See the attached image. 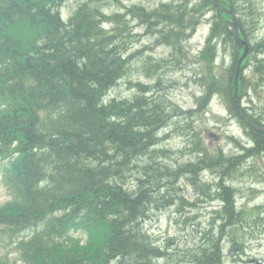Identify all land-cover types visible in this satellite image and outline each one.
<instances>
[{"label":"trees","instance_id":"16d2710c","mask_svg":"<svg viewBox=\"0 0 264 264\" xmlns=\"http://www.w3.org/2000/svg\"><path fill=\"white\" fill-rule=\"evenodd\" d=\"M67 1L0 0V157L12 196L0 205V246L9 249L0 252V264H224L223 234L240 242L252 228L264 229V204L240 206L236 187L224 180L240 169L246 151L264 147V134L252 133L256 147L236 143V155L212 151L199 132H191L195 158L178 165L161 146L175 115L205 112L217 94L236 113L233 72L227 77L216 66L222 19L214 14L206 43L193 56L192 78L204 87L196 108L184 110L163 92H143L141 81L136 82L141 91L130 97L110 94L133 64L128 47L138 35L128 15L147 27L163 26L158 41L172 48L173 64L187 55L185 43L198 16L207 7L216 11L217 0H174L155 8L134 4L114 13L105 8L110 0H76L64 17ZM225 33L226 41L233 39L232 30ZM233 47L239 53L240 46ZM252 47L246 62L261 58L256 43ZM162 64L151 61L150 76ZM252 68L257 90L264 87V59ZM244 85L239 98L247 96ZM204 168L218 171V181L206 182L199 173ZM183 176L222 200L200 235L186 249L172 251L144 223L154 204L180 192L176 182Z\"/></svg>","mask_w":264,"mask_h":264},{"label":"rangeland","instance_id":"374dc122","mask_svg":"<svg viewBox=\"0 0 264 264\" xmlns=\"http://www.w3.org/2000/svg\"><path fill=\"white\" fill-rule=\"evenodd\" d=\"M169 1L174 0H110L105 8L107 11H110V13H114L116 11H127L128 8L134 4H143L148 8H155L160 5L161 2ZM76 4V0H68L66 2L63 7V14L65 17L73 12ZM240 10L242 11V15L240 16L241 23L248 31H252L251 34L254 36L253 39L256 40L263 38L264 0H241ZM215 13V10H210L208 7L204 8L203 14L198 16V22L195 24L194 31L190 30L191 36L187 38L185 43V45L188 46V51L187 55L183 54V61L174 67L162 68L157 74L152 73V76H150V71L154 68L150 65V62H155L156 60L160 61L162 58L168 56L175 58L171 52L172 48L167 45V42L162 40V43H159L158 41V37L162 36V31L160 29L163 26H161V24L153 23L152 26L148 25L147 27L140 18L134 17L133 14L128 15L132 30L138 35V37H136L137 40H134L131 46L129 45L128 47V53L132 54L134 57L132 58L133 64L130 73L120 80L118 83L119 85L117 84L115 88L111 90V96H118V98L130 97L134 93L141 91L140 87L136 85V82L141 81L146 84L143 92L148 91L152 93L153 91L156 92V95L163 92L168 99L172 100L174 105H178L184 110L196 108L198 106L197 98L203 94L204 87L198 83L195 78H192L194 76L191 71H193V65L195 64L193 62V56L198 55L200 53L199 49H201L206 43L210 27L214 21ZM221 19V32H225L228 29L229 22L227 21V18L222 17ZM229 27L233 26L230 25ZM256 29L258 30L256 31ZM224 38L225 37L222 39ZM233 48L234 47L229 44V41L226 40L225 45H221V50L219 51V56L216 61L219 73L226 74L225 71H227V67H237L239 55L243 50L241 51L240 49L239 53H237ZM184 55H186V58ZM256 55L261 58H253L250 62H246V69L252 64L257 66V61L264 59V50H257ZM175 62L178 61L175 60ZM148 64L151 66L150 69L148 68ZM249 75H251V73L246 72L243 75V81L250 83L248 79ZM230 76L231 72L227 74V77ZM233 76H235L234 72ZM158 77H161L160 81ZM238 80L241 81L240 78ZM247 89L249 91V87ZM258 90V88L257 90H252L253 101L249 103L256 107L253 112L260 113L263 106L259 103L260 101H264V97H254L258 96ZM213 97L212 101L208 103L209 107L205 112L195 109L196 111H194L191 116H189L188 113L183 114L182 116L175 115L170 120L173 124L170 125L169 123L166 130L164 128L162 137H167L163 140L161 146L169 148L170 157L179 158V163L187 162L191 160V158H194L191 150L194 143L193 140L190 139V133L194 131L199 132L204 143H206L212 151L222 148L227 153L239 155L240 148L238 145L235 147L230 142V138L227 137L228 134L237 135L243 141H247V134H243V132H246L247 128L243 125L242 132L236 120L233 119V114L228 110L222 95L217 94ZM250 99V97H246L245 101L248 102ZM205 105L206 104L202 106ZM210 131L220 134L222 138L219 141H215L213 137L210 138L208 136ZM250 154H252V151H246L245 161L239 165L240 169L236 170L233 176L224 179L225 182L236 187L237 199L239 205L242 207L264 204V183H261V181H264V176L258 177L255 175L256 170H261L264 175V162L263 160L258 161L261 156L258 155L253 158V156H249ZM3 161L4 160L0 157V205H5L12 201L11 193L4 183ZM178 162L173 160L172 164L178 165ZM253 164L256 167L255 169L252 168ZM186 178L188 179L185 180L187 182V187L180 177L178 182H176V186L177 183L181 182L179 185L182 190H180V193L178 192L174 195L175 200L170 199L169 195L166 196V198L170 199V202L168 200L166 202L163 201L159 205L154 204L144 223V229L149 231L154 238H157L159 244L172 249V251L178 247L186 249L192 240L200 235L198 230L202 227H207L213 221V210L221 204V201L217 198L213 200L202 193H196L194 185L189 182L190 177L186 176ZM202 178L207 182H212V184L218 181L216 175L214 177L211 171L204 173ZM170 193L171 192L168 194ZM211 193H213V191ZM201 196L203 197L201 198ZM198 197L201 199H198ZM184 199L186 201H184ZM179 202H182L183 206ZM191 204H195V206H192ZM257 213L258 212H256V214ZM244 225L247 226V221H244ZM235 238L238 239L239 237ZM224 239L225 238L222 239L221 243L223 245L224 242V250L227 253V256L225 257V259L227 258L226 264H242L232 259L229 254L230 248H232V245H230L231 241ZM249 240L250 235L248 239L245 238L248 246ZM8 250L9 249L0 246V252H7Z\"/></svg>","mask_w":264,"mask_h":264},{"label":"flooded vegetation","instance_id":"af4514ba","mask_svg":"<svg viewBox=\"0 0 264 264\" xmlns=\"http://www.w3.org/2000/svg\"><path fill=\"white\" fill-rule=\"evenodd\" d=\"M240 4H241V0H235L232 2L228 1V0H222L220 2V7H219L220 19H221V15H223L224 13H228L229 15L231 14V12L229 11V8L232 9L234 14L239 18L242 15L241 14L242 11L240 10ZM230 17L232 18V14L230 15ZM228 25L230 26V23ZM229 26H228V29L233 31V29H231V27H229ZM245 28L246 27L241 26L240 22H239V31L241 34L240 38L249 42L250 46H252L254 43H256V45H260V43H258L257 40H254L253 39L254 37L251 36V31H248L247 28L246 29ZM225 36H226L225 32L224 31L221 32L220 42L222 45H225V40L222 39ZM228 38L230 39L229 44H231L232 46H235V44H236L237 46L238 45L240 46V49H242V47H244V43L241 39L236 40L234 38V32H233V39L230 36ZM263 39H264V37H263ZM261 44L264 45V43H261ZM244 68H245V65H244ZM245 99H246L245 96H241L240 102L244 101V105H243V107H241L242 113L236 114V116H234V117L237 121L238 120L241 121L243 119V121H246V123L249 125V127L248 126L246 127L247 129H246L245 134L248 135V137H249L248 141L252 142L251 143L252 146H255L256 143L254 141L253 134L255 135L256 131H260L264 134V127H256L257 125L258 126L264 125V116L261 118L259 116L260 113L253 112L254 108H256V107L251 105L249 102H246ZM261 111L264 112V106L261 109ZM248 119H250L252 121L255 120L257 122V123H255L256 126H254L253 124H250L248 122ZM252 150H253V152H252V154H250V156H253V158L257 157L258 155L261 157L264 156V152H261L258 149L254 150L253 148H252ZM262 151H264V150H262ZM263 162H264V160H263ZM252 168L253 169L256 168L254 164H253ZM261 222H264V221H261ZM231 243H234V245H235V243H237V242L232 240ZM233 249H235V251H236L234 254V258H235L236 262H238V263H242V264H264V250H263L264 249V229L252 228V232H250L249 246L247 245L246 242L240 241L239 244H236V248H233Z\"/></svg>","mask_w":264,"mask_h":264},{"label":"bare ground","instance_id":"6f19581e","mask_svg":"<svg viewBox=\"0 0 264 264\" xmlns=\"http://www.w3.org/2000/svg\"><path fill=\"white\" fill-rule=\"evenodd\" d=\"M228 1H230V0H228ZM65 6V5H64ZM219 7H220V4H217V8H216V10H217V12H219ZM229 11L231 12V13H233L234 14V12L232 11V9H230L229 8ZM227 15H229L228 13H224L223 15H221V18L223 17V18H225V16H227ZM64 17H65V15H64ZM219 17V19H220V15L218 16ZM229 17H230V15H229ZM227 18V21L230 23V25H232L233 27H231V29H233V32H234V38L236 39V40H239V39H241L240 37H241V34H240V31H239V22H240V25L241 26H243L242 25V23H241V21H240V17L238 18L235 14L234 15H232V18L230 17V18ZM258 29H256V31H257ZM220 31H221V29H220ZM236 31L238 32V36L236 35ZM254 31H255V29H254ZM251 33H252V31H251ZM225 34H227V33H225ZM251 36H253V34H251ZM254 37V36H253ZM219 38H220V36L218 37V45H219V51L221 50V42H220V40H219ZM263 38H259V39H256L257 41H258V43H263L264 42V39L262 40ZM242 41H243V43H244V47H242V49H241V51L243 50V52L239 55V59H238V62H237V67H227L226 69H227V71H225V73H229V72H234L235 73V79L236 78H240V82H241V84L243 85L244 83L246 84V86L245 87H249V90L251 91H248V96L250 97V98H252V90H255V88L253 87V84H252V81H251V79L253 78V77H256L257 76V74H255L254 73V68H252V65L251 66H249L247 69L246 68H244V65H245V63H246V59H247V57H248V55L249 54H252L253 53V49L251 50L250 48V43L249 42H247L246 40H244V39H241ZM245 44H247V45H249V53L242 59V55H243V53H244V51H245ZM257 47H259V48H257V50L258 51H260V50H264V45H262V44H260V45H257ZM255 49V48H254ZM256 50V49H255ZM218 56H219V54H218ZM170 59V60H169ZM171 59H173L171 56H168V57H166V58H162L160 61L163 63L161 66H162V68H171V66H175V65H177L178 63H181V61H183V60H181L180 62H175V63H171L172 61H171ZM157 61V60H156ZM159 61V60H158ZM152 62H154V61H152ZM161 68V69H162ZM244 69V70H243ZM158 70V69H157ZM247 72H250L251 73V75H249V77H248V79H249V82L250 83H247L246 81H243V75L245 74V73ZM263 76H264V74H262ZM159 79H161V77H158ZM123 79V78H122ZM237 84H238V87H240L239 86V82H238V80H237ZM119 85V84H118ZM235 85H236V80H235ZM242 87V86H241ZM259 90H262L264 87L261 85H258V87H257ZM240 91H241V89H240ZM243 91V90H242ZM245 91V90H244ZM154 93H156V92H154ZM242 93V92H241ZM257 93H258V96H260V93H259V91H257ZM243 95V94H242ZM116 97H118V96H116ZM115 98V97H114ZM214 97H212V99H213ZM241 98V97H240ZM240 98H239V96L237 97V101L238 102H240ZM234 100H235V96H234ZM212 101V100H211ZM230 102V101H229ZM260 105H262V106H264V101H260V103H259ZM232 105H233V103H232ZM230 106V105H229ZM234 107V106H233ZM228 108V110H229V108L230 107H227ZM234 109H235V111H236V113H232L233 114V116H236V114H241L242 113V110H241V107H239L238 109L237 108H235L234 107ZM230 111V110H229ZM232 111V110H231ZM261 118L264 116V112L263 111H260V115H259ZM248 122L250 123V124H253L254 126H256V124L255 123H257L255 120L254 121H252V120H250V119H248ZM244 126L245 127H247V125H245L244 124ZM256 127H264V125H261V126H256ZM261 129V128H260ZM240 138V137H239ZM215 140V139H214ZM215 141H217V140H215ZM239 142V141H238ZM240 142H243V141H240ZM244 143V142H243ZM246 144V143H245ZM248 145V144H247ZM243 147V146H242ZM255 147H256V145H255ZM258 150H260L261 152H264V151H262V150H264V147H256ZM242 149V148H241ZM219 151V150H218ZM250 151H252V150H250ZM253 152V151H252ZM185 153V152H184ZM187 154V153H186ZM189 154V153H188ZM198 154V153H197ZM222 154H224V153H222ZM229 154V153H228ZM185 155V154H184ZM199 156V155H198ZM250 156V155H249ZM179 157V156H178ZM226 157V156H225ZM190 158V157H189ZM195 158V157H194ZM230 158V157H229ZM228 158V159H229ZM174 161H177L178 162V159L177 158H175L174 157ZM188 159V158H187ZM227 159V158H226ZM180 160V159H179ZM182 160V159H181ZM172 161V160H171ZM230 161V160H229ZM179 163V162H178ZM185 163V162H184ZM170 164H171V162H170ZM169 164V165H170ZM189 164H190V162H189ZM228 165V164H227ZM204 166V165H203ZM207 166V165H206ZM218 166V165H217ZM205 167V166H204ZM228 167V166H227ZM177 168H178V166H177ZM231 168H233V165H231ZM174 169V168H173ZM207 169H209V168H207ZM217 169V168H216ZM225 170V169H224ZM227 170V169H226ZM178 171V170H177ZM212 171H214V170H212ZM236 171V170H235ZM186 172V171H185ZM188 172V171H187ZM214 172H216V171H214ZM246 172H248V171H246ZM199 173H200V176H203V174L205 173V168L204 169H202V170H200L199 171ZM217 173H218V171H217ZM244 173V172H243ZM180 174V173H179ZM219 174V173H218ZM245 174V173H244ZM246 175V174H245ZM179 176H181V175H179ZM264 176V175H263ZM179 178V177H178ZM182 178V180L184 181V184L186 185V187H187V182L185 181L187 178L185 177V176H183V177H181ZM204 178V177H203ZM221 178V177H220ZM201 179V178H200ZM188 180V179H187ZM202 180V179H201ZM205 180V179H204ZM203 180V181H204ZM262 180V179H261ZM175 181V180H174ZM173 180H171V183H173L174 182ZM177 182H178V180H177ZM189 182H191V184L192 185H194L193 183V180L192 179H189ZM207 182V181H206ZM224 182V181H223ZM179 183H181V182H179ZM261 183H262V181H261ZM224 184H225V182H224ZM223 184V185H224ZM217 185V184H216ZM195 186V185H194ZM219 186V185H218ZM202 187V186H201ZM216 187V186H215ZM180 188V187H179ZM185 188V187H184ZM198 188V187H197ZM206 188V187H205ZM209 188V187H208ZM176 189V188H175ZM178 189V188H177ZM196 189V188H195ZM210 189V188H209ZM182 190V189H181ZM202 190V189H201ZM212 191H213V189H212ZM180 193V192H179ZM196 193H198V194H200V193H202L203 195H205V196H209L211 199H215L214 197H213V193H204V192H202V191H199V190H197L196 189ZM233 193V192H232ZM264 193V192H263ZM216 194V193H215ZM178 196V195H177ZM180 197H182V196H180ZM216 197V196H215ZM200 198V197H199ZM235 198V197H234ZM170 199H174V196L172 197V196H170ZM218 200H220V197L218 196V198H217ZM236 199V198H235ZM175 200V199H174ZM198 200V199H197ZM222 200V199H221ZM220 200V201H221ZM171 200H169V202H170ZM184 201H186L185 199H184ZM236 201L237 200H235V203H236ZM173 203V202H172ZM179 203H181V205H182V202H179ZM171 204V203H170ZM237 208V207H236ZM250 208V207H249ZM238 209V208H237ZM243 209V208H242ZM223 222V221H222ZM243 224H244V222H243ZM213 227V226H212ZM228 234L229 233H226V234H223V238H225L224 240H228V241H236L237 243L239 242V240L237 241V239H235L234 237H229L228 236ZM225 236V237H224ZM222 238V239H223ZM221 242H222V240H221ZM231 244H233V243H231ZM230 244V245H231ZM222 245V244H221ZM229 245V246H230ZM11 249H13V248H11ZM228 249H229V247H228ZM222 250H223V256H222V263H224V261H225V257L227 256V253L225 252V250H224V242H223V245H222ZM229 252V251H228ZM230 254V253H229Z\"/></svg>","mask_w":264,"mask_h":264},{"label":"water","instance_id":"95a60500","mask_svg":"<svg viewBox=\"0 0 264 264\" xmlns=\"http://www.w3.org/2000/svg\"><path fill=\"white\" fill-rule=\"evenodd\" d=\"M236 35L238 36V32L236 31ZM245 51L242 55V59L249 53V45L245 44ZM236 94H235V107L238 109V105H237V93H238V84H237V79H236ZM217 139L219 138L218 136L216 137Z\"/></svg>","mask_w":264,"mask_h":264}]
</instances>
